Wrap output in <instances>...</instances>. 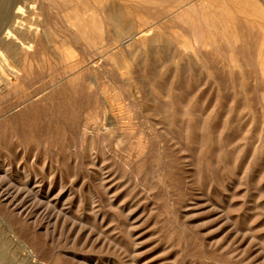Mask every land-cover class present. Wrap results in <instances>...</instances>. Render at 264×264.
I'll return each instance as SVG.
<instances>
[{
    "label": "rangeland",
    "instance_id": "374dc122",
    "mask_svg": "<svg viewBox=\"0 0 264 264\" xmlns=\"http://www.w3.org/2000/svg\"><path fill=\"white\" fill-rule=\"evenodd\" d=\"M103 1L14 0L13 2L12 0L13 5H11L14 7L10 12L12 16L10 15L8 22L6 21L5 24L3 23L4 25L0 26L1 28L5 27L3 32L2 29L0 30V58H2L0 60V84L2 85H0V117H2L0 118V171L7 168L14 180L19 179L15 180L18 184L4 182L5 187L3 184L0 187V192H6L9 189L13 193L15 190L14 194L19 192L20 196L25 197L29 195L28 192L31 189H37L39 186L40 199L48 194L52 196L53 201H57L58 207L62 208L64 204L69 219L78 217L77 219L82 220L81 225L88 222L90 226L87 228L97 235H99V230L106 231L104 229H107L109 231L110 229L109 232L113 236L115 235V238L124 241L122 242L127 253L119 255L101 250L99 242H96L97 235H94V238L86 244L84 237L88 232L84 231L83 236L76 237V233L67 230L63 238L64 246L63 243L61 245L65 252L73 258L75 257V261L81 264L85 262V264H250L248 261H244L245 258L241 250L249 247V253L247 252L246 255L249 257L252 255L250 257L252 259L257 254L256 251L254 252L256 248L249 246L246 240H235L226 215L231 213L230 217L243 222V224L240 223L241 229L252 225L253 229L255 228L254 232L264 235V224H262L264 223V214L262 215L264 191L257 192L259 181L264 180V77L258 69L259 61L264 58V0ZM20 7H24L20 12L21 15L18 13L19 11L17 12ZM92 9L94 10L92 11ZM79 17L80 20H78ZM17 18L20 20L18 19V21ZM19 24L22 25L19 26ZM76 24L78 26L85 24L84 26L90 28L91 40L98 43L97 46H100L98 49L92 48L90 41L81 40L82 38L77 32L79 27ZM92 25L98 27V30L92 29L94 28ZM142 26L145 27L142 28ZM212 26L213 28H211ZM7 30H11L12 35H7ZM142 30L145 31L143 37L139 33ZM49 31H54L57 35H53L54 32L50 33ZM13 34L15 35L13 36ZM194 34L196 35L194 36ZM131 39L132 41H130ZM157 39L161 41H157ZM19 40H22V45ZM5 42L10 43L6 45ZM129 45L131 46L129 47ZM145 46L148 47L146 50ZM182 49L184 52L180 51ZM202 56L203 59L200 58ZM5 60L9 68L4 64ZM10 65L12 69L14 66L13 70ZM232 66L234 67L232 68ZM239 66L243 71L239 69ZM26 74H29L28 77ZM172 79L177 83L175 84ZM7 80L11 81L9 86L4 84ZM21 87L24 88L21 89ZM174 90L176 96L173 95ZM62 92L64 93L62 94ZM170 92L173 96L170 95ZM166 95L169 96L166 97ZM76 96L78 97L76 98ZM166 105L170 107H166ZM137 107L139 108L137 109ZM161 111L162 113H160ZM173 113L174 116L171 115ZM232 116L235 119L233 117L230 120ZM171 118L173 119L171 120ZM173 120L177 121V124L173 125ZM215 122L216 124H214ZM244 122H248L249 125ZM120 124L124 128L121 129ZM208 130L211 134L208 133ZM221 134L223 137H220ZM117 139L118 141H116ZM189 141L193 147L189 145ZM14 144L16 145L14 146ZM12 150L14 151L12 152ZM185 152L186 155H184ZM196 153L198 154L196 155ZM203 153L206 154L203 155ZM240 153L241 155H239ZM138 154L140 155L138 156ZM204 157L205 159H203ZM182 159L184 160L182 161ZM199 162L200 165H198ZM202 163L205 165L203 166ZM207 163L210 164V172L213 175L203 171V167L207 166ZM233 163L236 169L232 168ZM189 164H192V167L188 166ZM242 168H245V171ZM98 177L100 180L102 179L101 182ZM201 178L202 180H200ZM254 181L257 183L255 184ZM14 184H17V187ZM221 185L222 187H220ZM198 189L199 191H196ZM27 200L26 202L30 203ZM258 201H261L262 205ZM71 207L72 209H70ZM259 209L260 211H258ZM260 218L262 219L259 223ZM91 224L95 228L91 227ZM194 230L195 232H192ZM201 239H204L203 242ZM229 241L230 243H228ZM183 246L185 247L183 248ZM13 250L17 252H13ZM7 254L8 256L12 255L9 258L14 264H23V262L33 264L30 262L29 256L14 243L7 250ZM37 255L40 262L50 260V254L47 251L38 250ZM76 258L78 259L76 260ZM20 259L23 260L19 261Z\"/></svg>",
    "mask_w": 264,
    "mask_h": 264
},
{
    "label": "bare ground",
    "instance_id": "6f19581e",
    "mask_svg": "<svg viewBox=\"0 0 264 264\" xmlns=\"http://www.w3.org/2000/svg\"><path fill=\"white\" fill-rule=\"evenodd\" d=\"M48 1V0H47ZM50 1V0H49ZM53 1V0H52ZM76 1V0H75ZM90 1V0H89ZM105 1V0H104ZM103 1V2H104ZM108 1V0H107ZM106 1V2H107ZM13 2H14V0H13ZM12 0H0V26H1V24H5V22L7 21L8 22V20L10 19V15L12 16V14L10 13L11 12V9L12 8H14L12 5ZM58 2H59V0H58ZM92 2H93V0H92ZM95 2H96V0H95ZM51 3V2H50ZM68 3V2H67ZM71 3V2H70ZM91 3V2H90ZM12 4V5H11ZM43 4V3H42ZM46 4V3H45ZM52 4H53V2H52ZM83 4V3H82ZM85 4V3H84ZM93 4V3H92ZM107 4V3H106ZM35 5V4H34ZM59 5V4H58ZM61 5V4H60ZM74 5V4H73ZM30 7V6H29ZM40 7V6H39ZM66 7V6H65ZM87 7V6H86ZM100 7H101V5H100ZM22 8H24V7H22ZM22 8L20 7V8H18V10H17V12L20 14V12L22 11ZM28 8V7H27ZM31 8V7H30ZM35 8V7H34ZM75 8V7H74ZM93 8H94V6H93ZM41 9H42V7H41ZM40 9V10H41ZM86 9V8H85ZM70 10V9H69ZM87 10V9H86ZM94 9H92V11H93ZM95 10H96V7H95ZM107 10V9H106ZM109 10V9H108ZM71 11V10H70ZM80 11V10H79ZM99 12H100V10H98ZM225 11V10H224ZM71 12H73V11H71ZM81 12V11H80ZM110 12V11H109ZM14 13V12H13ZM81 13H83V12H81ZM80 13V14H81ZM87 13V12H86ZM91 13V12H90ZM125 13V12H124ZM224 13V12H223ZM15 14V13H14ZM18 14V15H19ZM72 14V13H71ZM70 14V15H71ZM80 14H79V16H80ZM21 15V14H20ZM37 15V14H36ZM104 15V14H103ZM112 15V14H111ZM111 15H110V17H111ZM225 15V14H224ZM44 16V15H43ZM69 16V15H68ZM78 16V15H77ZM76 16V17H77ZM114 16H116L115 14H114ZM180 16V18H181V15H179ZM19 17V16H18ZM46 17V16H45ZM75 17V16H74ZM91 17V16H90ZM93 17V16H92ZM91 17V18H92ZM96 17V16H95ZM109 17V16H108ZM109 17V18H110ZM116 17H118V16H116ZM13 18V17H12ZM34 18V17H33ZM72 18V17H71ZM105 18V17H104ZM231 18V17H230ZM19 18H17V20H18ZM82 19V18H81ZM102 19H103V16H102ZM108 19V18H107ZM172 19H174L175 20V18H172ZM232 19V18H231ZM20 20V19H19ZM18 20V21H19ZM72 20H74V19H72ZM78 20H80V17H79V19ZM234 20V19H233ZM23 20H21V22H22ZM77 21V20H76ZM91 21V20H90ZM105 21V20H104ZM118 21H120V20H118ZM177 21V20H176ZM11 22V21H10ZM79 22V21H78ZM113 22V21H112ZM23 23V22H22ZM73 23H75V22H73ZM72 23V24H73ZM80 23V22H79ZM85 23V22H84ZM105 24H107L106 22H104ZM231 23V22H230ZM3 24V25H4ZM16 24H17V22H16ZM16 24H14V25H16ZM49 24V23H48ZM69 24H71V23H69ZM71 24V25H72ZM87 24V23H86ZM91 24H92V22H91ZM112 24V23H111ZM229 24V23H228ZM8 25V24H7ZM6 25V26H7ZM20 25H22V24H19V26ZM73 25H75V24H73ZM85 25V24H84ZM83 24H81L80 26H78L77 24H76V26H78L79 28H78V35L82 38L81 40H83V39H85V40H87V41H90V45L92 46V48H97L98 49V46H97V44L95 43V42H92V40H91V31L89 30L90 28H87L86 26H84ZM110 25V24H109ZM262 25V24H261ZM70 26V25H69ZM106 26H108V25H106ZM145 26H147L148 27V25H145ZM145 26H142V28L143 27H145ZM23 27V26H22ZM72 27H74V26H72ZM92 27H94V28H92V29H94L95 31H97L98 30V27H95V25L93 26L92 25ZM129 27V26H128ZM131 27V26H130ZM146 27V28H147ZM230 27V26H229ZM5 28V27H4ZM4 28H1L0 27V30L3 32V30H4ZM76 28V27H75ZM74 28V29H75ZM102 28V27H101ZM116 28V27H115ZM211 28H213V26L211 27ZM224 28V27H223ZM231 28V27H230ZM71 29V28H70ZM105 29V28H104ZM161 29V28H160ZM232 29V28H231ZM235 29V28H234ZM73 30V29H72ZM144 30V29H143ZM141 31V32H139L140 34H142L141 36L143 37V36H145L144 34V32L145 31ZM159 30V29H158ZM157 30V31H158ZM94 31V32H95ZM108 31V30H107ZM126 31V30H125ZM124 31V32H125ZM138 31V30H137ZM154 31V30H153ZM194 31V30H193ZM212 31V30H211ZM50 32V31H49ZM48 32V33H49ZM51 32H54V31H51ZM50 32V33H51ZM92 32H93V30H92ZM103 32H104V30H103ZM109 32V31H108ZM121 32V31H120ZM131 32H133L132 30H131ZM135 32H136V30H135ZM155 32V31H154ZM49 33V34H50ZM74 33H76V32H74ZM73 33V34H74ZM100 33V32H99ZM98 33V34H99ZM153 33V32H152ZM162 33V32H161ZM196 33V32H195ZM30 34V33H29ZM53 35L54 34H56L55 32L54 33H52ZM110 34V33H109ZM129 34H130V32H129ZM136 34V33H135ZM150 34V33H149ZM163 34V33H162ZM161 34V35H162ZM165 34V33H164ZM178 34H180V33H178ZM198 34V33H197ZM217 34H218V32H217ZM1 35V34H0ZM7 35H12V32H11V30H7ZM15 34H13V36H14ZM17 35V34H16ZM57 35V34H56ZM105 35V34H104ZM107 35H108V33H107ZM122 35V34H121ZM161 35H159V36H161ZM196 34H194V36H195ZM236 35V34H235ZM19 36H20V34H19ZM118 36V35H117ZM127 36V35H126ZM132 37H133V35H131ZM147 36V35H146ZM156 36L158 37V35L156 34ZM172 36V35H171ZM182 36V35H181ZM193 36V35H192ZM199 36H200V34H199ZM202 36V35H201ZM207 36V35H206ZM238 36V35H237ZM34 37V36H33ZM48 37V36H47ZM47 37H45V38H47ZM51 37H53V36H51ZM65 37V36H64ZM74 37V36H73ZM140 37V36H139ZM161 37H163V36H161ZM160 37V38H161ZM173 37H174V35H173ZM225 37V36H224ZM227 37V36H226ZM17 38V37H16ZM121 38V37H120ZM125 38V37H124ZM137 38V37H136ZM153 38H155V37H153ZM178 38V37H177ZM184 38V37H183ZM208 38V37H207ZM215 38V37H214ZM11 39V38H10ZM18 39V38H17ZM30 39H32V38H30ZM36 39V38H35ZM40 39H41V37H40ZM53 39H55V38H53ZM66 40L68 39V38H65ZM80 39V38H79ZM130 39V38H129ZM140 39H142V38H140ZM165 39V38H164ZM184 39H187V38H184ZM205 39V38H204ZM211 39V38H210ZM238 39V38H237ZM3 40H6V39H3ZM22 40H23V38H22ZM22 40H19L20 41V43H21V41ZM48 40V39H47ZM94 40V39H93ZM108 40V39H107ZM122 40H123V38H122ZM163 40V39H162ZM200 40V39H199ZM218 40V39H217ZM223 40V39H222ZM221 40V41H222ZM12 41V40H11ZM10 41V42H11ZM14 41V40H13ZM31 41V40H30ZM30 41H29V46H30ZM76 41V40H75ZM79 41V40H78ZM77 41V42H78ZM104 41V40H103ZM120 41V40H119ZM130 41H132V39L130 40ZM130 41H128V42H130ZM141 41H144V40H141ZM153 41V40H152ZM157 41H161V40H158L157 39ZM202 41V40H201ZM207 41H209V40H207ZM231 41V40H230ZM241 41V40H240ZM10 42H5L6 43V45L8 44V43H10ZM80 42V41H79ZM97 42V41H96ZM124 42V41H123ZM127 42V43H128ZM165 42V41H164ZM171 42V41H170ZM192 42V41H191ZM206 42V41H205ZM232 42V41H231ZM248 42V41H247ZM3 43V42H2ZM25 43V42H24ZM33 43V42H32ZM35 43V42H34ZM81 43V42H80ZM111 43V42H110ZM109 43V44H110ZM114 43V42H113ZM112 43V44H113ZM124 43H126V42H124ZM150 43H151V40H150ZM155 43H157V42H155ZM154 43V44H155ZM159 43V42H158ZM192 43H194V42H192ZM192 43H190V44H192ZM199 43V42H198ZM229 43V42H228ZM4 44V43H3ZM23 43H21V45H22ZM36 44V43H35ZM83 44H84V42H83ZM108 44V46H110ZM117 44V43H116ZM179 44V43H178ZM183 44H184V41H183ZM189 44V43H188ZM14 45V44H13ZM102 45V44H101ZM114 45V44H113ZM143 45V44H142ZM156 45V44H155ZM159 45V44H158ZM201 45V44H200ZM203 45V44H202ZM208 45V44H207ZM218 45V44H217ZM9 46H11V45H9ZM24 46V45H23ZM28 46V48H30ZM34 46V45H33ZM36 46L38 47V45L36 44ZM87 46V45H86ZM131 45H129V47H130ZM169 46V45H168ZM173 46V45H172ZM180 46H181V43H180ZM185 46H186V44H185ZM191 46V45H190ZM193 46V45H192ZM196 46V45H195ZM204 46V45H203ZM216 46V45H215ZM22 47V46H21ZM21 47H19V48H21ZM100 47V46H99ZM106 47V46H105ZM146 47L147 46H145V50H146ZM158 47V46H157ZM178 47V46H177ZM187 47H189L188 45H187ZM197 47V46H196ZM200 47V46H199ZM207 47H209V46H207ZM217 47V46H216ZM232 47V46H231ZM0 48H1V46H0ZM3 48V47H2ZM10 48V47H9ZM18 48V47H17ZM18 48V49H19ZM55 48H57V47H55ZM132 48H134V47H132ZM148 48V47H147ZM167 48V47H166ZM173 48V47H172ZM192 48V47H191ZM190 48V49H191ZM4 49V48H3ZM14 49V48H13ZM110 49H111V47H110ZM168 49V48H167ZM224 49V48H223ZM233 49V48H232ZM17 50V49H16ZM62 50H63V48H62ZM105 50V49H104ZM143 50V49H142ZM218 50V49H217ZM9 51V50H8ZM12 51V50H11ZM25 51V50H24ZM64 51V50H63ZM171 51V50H170ZM180 51H183V49L182 50H180ZM197 51V50H196ZM26 52V51H25ZM24 52V53H25ZM169 52V51H168ZM184 52V51H183ZM186 52V51H185ZM190 52V51H189ZM193 52V51H192ZM204 52V51H203ZM216 52V51H215ZM222 53H223V50L221 51ZM171 53H173V52H171ZM170 53V54H171ZM194 53V52H193ZM199 53V52H198ZM207 53H209V51H207ZM7 54H8V52H7ZM94 54V53H93ZM97 55H98V53H96ZM123 54V53H122ZM129 54V53H128ZM195 54V53H194ZM57 55V54H56ZM55 55V56H56ZM65 55V54H64ZM199 55V54H198ZM206 55V54H205ZM118 56V55H117ZM176 56V55H175ZM175 56H174V58H175ZM10 57V56H9ZM31 57V56H30ZM73 57V56H72ZM88 57V56H87ZM101 57V56H100ZM124 57V56H123ZM171 57V56H170ZM218 57V56H217ZM226 57V56H225ZM63 58V57H62ZM102 58V57H101ZM111 58V57H110ZM173 58V59H174ZM200 58H202L203 59V56L202 57H200ZM211 58V57H210ZM242 58V57H241ZM2 58H0V60H1ZM17 59V58H16ZM15 59V60H16ZM59 59H60V57H59ZM85 59V58H84ZM115 59V58H114ZM187 59V58H186ZM194 59H195V56H194ZM236 59V58H235ZM243 59V58H242ZM107 60H109V59H107ZM119 60V59H118ZM120 60H122V59H120ZM211 60H213V59H211ZM237 60V59H236ZM240 60V59H239ZM244 60V59H243ZM10 61V60H9ZM8 61V62H9ZM14 60L12 59V62H13ZM124 61V60H123ZM235 61V60H234ZM1 62H4V61H1ZM11 62V61H10ZM22 62V61H21ZM114 62V61H113ZM210 62V61H209ZM224 62V61H223ZM236 62V61H235ZM238 62V61H237ZM244 62V61H243ZM14 63V62H13ZM18 64L20 63V61L19 62H17ZM59 63V62H58ZM83 63H85V62H83ZM123 63V62H122ZM4 64L9 68V66H8V64L6 63V60H5V62H4ZM61 64V63H60ZM63 64H65V63H63ZM78 64V63H77ZM124 64V63H123ZM127 64V63H126ZM126 64H125V66H126ZM142 64V63H141ZM232 64H234V63H232ZM246 64V63H245ZM66 65V64H65ZM69 65V64H68ZM71 65V64H70ZM69 65V66H70ZM73 66H74V64H72ZM223 65V64H222ZM239 65V64H238ZM248 65V64H247ZM4 66V65H3ZM33 66V65H32ZM64 66V65H63ZM62 66V67H63ZM75 66H76V64H75ZM80 66V65H79ZM79 66H77V67H79ZM129 66V65H128ZM131 66V65H130ZM228 66H230L229 64H228ZM257 66V65H256ZM61 67V66H60ZM215 67V66H214ZM225 67V66H224ZM234 66H232V68H233ZM237 67V66H236ZM7 68V69H8ZM10 68H11V65H10ZM17 68H18V66H17ZM26 68H27V66H26ZM71 68V67H70ZM69 68V69H70ZM80 68H81V66H80ZM83 68V67H82ZM134 68V67H133ZM206 68V67H205ZM12 69V68H11ZM13 69H14V66H13ZM12 69V70H13ZM28 69V68H27ZM121 69H123V68H121ZM225 69V68H224ZM231 69V68H230ZM229 69V70H230ZM239 69H240V66H239ZM258 69H259V72L262 74V76L264 77V58H263V60H261V61H259V63H258ZM11 70V71H12ZM23 70V69H22ZM79 70H81V69H79ZM125 70V69H124ZM227 70V69H226ZM232 70V69H231ZM240 70H242V68L240 69ZM253 70H256V69H253ZM5 71V70H4ZM10 71V72H11ZM17 71H19V70H17ZM90 71V70H89ZM208 71V70H207ZM243 71V70H242ZM22 72V71H21ZM25 72V71H24ZM28 72V71H27ZM71 72V71H70ZM77 72V71H76ZM142 72V71H141ZM226 72V71H225ZM29 73V72H28ZM64 73H65V71H64ZM67 73V72H66ZM148 73V72H147ZM74 74V76L76 75L75 74V72L73 73ZM212 74V73H211ZM13 75V74H12ZM22 75H23V73H22ZM27 75V74H26ZM25 75V76H26ZM29 75V74H28ZM28 75H27V77H28ZM257 75V74H256ZM255 75V76H256ZM3 76V75H2ZM15 76V75H14ZM16 76H17V74H16ZM258 76V75H257ZM11 77V76H10ZM18 77V76H17ZM23 77V76H22ZM82 77V79H83V76H81ZM130 77V76H129ZM148 77V76H147ZM251 77H253V76H251ZM250 77V78H251ZM1 78V77H0ZM7 78V77H6ZM19 78V77H18ZM152 78V77H151ZM13 79H15V78H13ZM24 79V78H23ZM132 79V78H131ZM177 79V78H176ZM253 79V78H252ZM258 79V78H257ZM9 80V79H8ZM8 80L7 81H5L4 82V84L6 85V86H9L10 85V82H8ZM19 80V79H18ZM17 80V81H18ZM27 80V79H26ZM133 80V79H132ZM159 80V79H158ZM173 80V82L176 84L177 82H175L174 81V79H172ZM259 80V79H258ZM60 81V80H59ZM78 81V80H77ZM80 81V80H79ZM78 81V82H79ZM82 81V80H81ZM27 82H28V80H27ZM68 82V81H67ZM78 82H76L75 81V83H77V84H80V83H78ZM15 83H17V82H15ZM14 83V84H15ZM70 83H72L71 81H70ZM251 83H253V82H251ZM256 83V82H255ZM255 83H254V86H255ZM74 84V83H73ZM131 84H132V81H131ZM1 85V84H0ZM18 85H19V82H18ZM21 85H22V83H21ZM52 85H54V84H52ZM88 85V84H87ZM2 86V85H1ZM12 86H13V84H12ZM65 86H66V84H65ZM68 86V85H67ZM81 86V85H80ZM89 86V85H88ZM91 86V85H90ZM169 86V85H168ZM240 86H241V84H240ZM242 86H243V83H242ZM262 86H263V84H262ZM55 87V86H54ZM77 87V86H76ZM174 87V86H173ZM176 87V86H175ZM22 88H24V87H21V89ZM60 88V87H59ZM65 88V87H64ZM73 88V87H72ZM81 88V87H80ZM153 88V87H152ZM151 88V89H152ZM258 88H260V87H258ZM3 89V88H2ZM5 89V88H4ZM7 89V88H6ZM167 89H168V87H167ZM8 90V89H7ZM70 90V89H69ZM81 90V89H80ZM93 90H94V88H93ZM103 90V89H102ZM105 90H106V88H105ZM153 90V89H152ZM164 90V89H163ZM15 91V90H14ZM18 91H20L21 92V90L20 89H18ZM58 92H59V90H57ZM88 91V90H87ZM95 91L96 92H98L96 89H95ZM135 91V90H134ZM167 91V90H166ZM258 91V90H257ZM10 92V91H9ZM65 92V91H64ZM64 92H62V94L64 93ZM84 92V91H83ZM102 92V91H101ZM107 92H109V91H107ZM150 92V91H149ZM163 92H165V91H163ZM22 93V92H21ZM66 93V92H65ZM71 93V92H70ZM78 93V92H77ZM82 93V92H81ZM86 94H87V92H85ZM92 93V92H91ZM90 93V94H91ZM139 93V92H138ZM162 93V92H161ZM173 93V92H172ZM7 94V93H6ZM11 94V93H10ZM15 94V93H14ZM20 94V93H19ZM53 94V93H52ZM58 94V93H57ZM61 94V95H62ZM73 94V93H72ZM71 94V95H72ZM83 94V93H82ZM110 94V93H109ZM109 94H106V95H109ZM141 94V93H140ZM163 94V93H162ZM175 94V90H174V93H173V95ZM9 95V94H8ZM17 95V94H16ZM51 95V94H50ZM55 95V94H54ZM89 95V94H88ZM97 95V94H96ZM121 95V94H120ZM164 95V94H163ZM170 95H171V92H170ZM173 95H171V96H173ZM18 96V95H17ZM46 96V95H45ZM53 96V95H52ZM60 96V95H59ZM65 96V95H64ZM73 96V95H72ZM91 96V95H90ZM111 96V95H110ZM109 96V97H110ZM130 96V95H129ZM149 96V95H148ZM151 96V95H150ZM154 96L156 97V95L154 94ZM159 96H160V94H159ZM167 96H169V95H166V97ZM174 96H176V94L174 95ZM260 96V95H259ZM262 96V95H261ZM5 97V96H4ZM21 97V96H20ZM23 97V96H22ZM24 97H25V95H24ZM67 97V96H66ZM78 96H76V98H77ZM97 97V96H96ZM99 97V96H98ZM97 97V98H98ZM114 97V96H113ZM122 97V96H121ZM139 97H140V95H139ZM2 98V97H1ZM68 98H69V95H68ZM71 98V97H70ZM80 98V97H79ZM95 98V97H94ZM96 98V99H97ZM137 98V97H136ZM174 98H177V97H174ZM247 98V97H246ZM262 98V97H261ZM3 99V98H2ZM23 99V98H22ZM30 99V98H29ZM54 99V98H53ZM58 99V98H57ZM83 99H84V97H83ZM123 99V98H122ZM140 99V98H139ZM170 99V98H169ZM199 99V98H198ZM75 100V99H74ZM127 100V99H126ZM155 100V99H154ZM153 100V101H154ZM176 100V99H175ZM174 100V101H175ZM1 101V100H0ZM100 101V100H99ZM157 101V100H156ZM159 101H160V99H159ZM162 101V103H163V100H161ZM257 101V100H256ZM30 102H32V101H30ZM95 102V101H94ZM125 102V101H124ZM142 102V101H141ZM166 102H168L167 100H166ZM172 102H173V100H172ZM171 102V103H172ZM183 102V101H182ZM181 102V103H182ZM259 102V101H258ZM77 103H78V100H77ZM99 103V102H98ZM122 103V102H121ZM133 103V102H132ZM143 103V102H142ZM95 104V103H94ZM129 104V103H128ZM138 104V103H137ZM147 104V103H146ZM157 104H159V103H157ZM172 104H174V103H172ZM195 104V103H194ZM197 104V103H196ZM71 105V104H70ZM77 105V104H76ZM83 105V104H82ZM130 105V104H129ZM128 105V106H129ZM160 105H161V103H160ZM174 105H176V104H174ZM178 105V104H177ZM99 106V105H98ZM106 106V105H105ZM115 106H117L116 104H115ZM132 106V105H131ZM141 106V105H140ZM157 106V105H156ZM109 107V106H108ZM166 107H170V106H168V105H166ZM184 107V106H183ZM193 107V106H192ZM195 107V106H194ZM193 107V108H194ZM99 108V107H98ZM116 108V107H115ZM121 108V107H120ZM123 108H125V107H123ZM133 108H134V105H133ZM139 107H137V109H138ZM143 108V107H142ZM151 108V107H150ZM155 108V107H154ZM218 108V107H217ZM262 108V107H261ZM110 109V108H109ZM117 109V108H116ZM147 109V108H146ZM156 110L158 109V108H155ZM230 109H232V108H230ZM235 109V108H234ZM237 109V108H236ZM22 110H23V108H22ZM97 110V109H96ZM155 110V111H156ZM172 110V109H171ZM175 110V109H174ZM178 110V109H177ZM185 110V109H184ZM255 110V109H254ZM261 110V109H260ZM105 111H106V109H105ZM112 111V110H111ZM115 111V110H114ZM117 111V110H116ZM119 111H121V110H119ZM126 111V110H125ZM124 111V112H125ZM132 111V110H131ZM151 111V110H150ZM157 111H159V110H157ZM190 111V110H189ZM234 111V110H233ZM23 112H24V110H23ZM100 112H102V111H100ZM133 112V111H132ZM143 112V111H142ZM147 112V111H146ZM172 112V111H171ZM174 112V111H173ZM177 112H179V111H177ZM193 112H195V111H193ZM200 112H202V111H200ZM220 112V111H219ZM221 112H222V110H221ZM221 112H220V115H221ZM7 113H9V112H7ZM107 113V112H106ZM105 113V114H106ZM121 113V112H120ZM136 113V112H135ZM144 113V112H143ZM159 113V112H158ZM160 113H162V111L160 112ZM169 113V112H168ZM181 113V112H180ZM190 113V112H189ZM260 113H261V111H260ZM5 114V113H4ZM25 114V113H24ZM95 114V113H94ZM97 114V113H96ZM113 114V113H112ZM117 114V113H116ZM126 114H127V112H126ZM140 114V113H139ZM170 114V113H169ZM185 114V113H184ZM184 114H183V116H184ZM194 114V113H193ZM237 114V113H236ZM98 115H99V113H98ZM108 115V114H107ZM122 115H123V113H122ZM156 115V114H155ZM171 115H175L174 113L173 114H171ZM171 115H168V116H171ZM196 115V114H195ZM197 115H199V114H197ZM213 115V114H212ZM27 116V115H26ZM106 116V115H105ZM164 116V115H163ZM179 116V115H178ZM207 116V115H206ZM214 116V115H213ZM260 116V115H259ZM92 117V116H91ZM111 117V116H110ZM114 117V116H113ZM117 117H118V115H117ZM134 117H136V116H134ZM159 117V116H158ZM180 117V116H179ZM189 117V116H188ZM205 117V116H204ZM225 117V116H224ZM233 117L234 116H232V118H230V120H232L233 119ZM0 118H2V117H0ZM89 118V117H88ZM108 118V117H107ZM115 118V117H114ZM122 118V117H121ZM161 118V117H160ZM163 118V117H162ZM168 118H170V117H168ZM175 118V117H174ZM195 118H197V117H195ZM203 118V117H202ZM207 118H209V117H207ZM207 118H206V120H207ZM214 118V117H213ZM253 118H255V117H253ZM15 119V118H14ZM113 119V118H112ZM119 119V118H118ZM126 119V118H125ZM151 119V118H150ZM153 119H154V117H153ZM173 118H171V120H172ZM177 119V118H176ZM188 119V118H187ZM234 119H235V117H234ZM262 119V118H261ZM86 120V119H85ZM88 120V119H87ZM103 120H104V118H103ZM108 120H111V119H108ZM132 120H134L133 118H132ZM158 120H159V118H158ZM165 120V119H164ZM183 120V119H182ZM197 120V119H196ZM216 120V119H215ZM226 120V119H225ZM229 120V121H230ZM260 120V119H259ZM21 121V120H20ZM128 121V120H127ZM174 121V120H173ZM188 121V120H187ZM203 121V120H202ZM201 121V122H202ZM218 121H219V119H218ZM11 122V121H10ZM24 122V121H23ZM22 122V123H23ZM106 122V121H105ZM160 122V121H159ZM171 122V121H170ZM169 122V123H170ZM219 122H221V121H219ZM249 124H250V119H249ZM248 122H244V123H247L248 124ZM262 122V121H261ZM30 123V122H29ZM85 123V122H84ZM90 123V122H89ZM129 124H130V122H128ZM174 123H176L177 124V121H174L173 122V125H174ZM198 123V122H197ZM230 123H231V121H230ZM234 123H236V122H234ZM1 124V123H0ZM10 125H11V123H9ZM94 124V123H93ZM184 124V123H183ZM211 125H212V123H210ZM214 124H216V122L214 123ZM233 124V123H232ZM248 124V125H249ZM17 125V124H16ZM21 125V124H20ZM82 125V124H81ZM85 125H87V124H85ZM100 125V124H99ZM121 125V124H120ZM126 125V124H125ZM124 125V126H125ZM132 125V124H131ZM180 125V124H179ZM189 125H190V123L187 125V129L189 128ZM202 125V124H201ZM231 125V124H230ZM98 126V125H97ZM200 126V125H199ZM242 126V125H241ZM86 127V126H85ZM127 127V126H126ZM174 127V126H173ZM186 127V126H185ZM230 127V126H229ZM8 128V127H7ZM13 128V127H12ZM97 128V127H96ZM122 128H124V127H122V125H121V129ZM162 128V127H161ZM183 128H184V126H183ZM205 128V127H204ZM204 128H202V130H205ZM212 128V127H211ZM216 128H217V126H216ZM228 128V127H227ZM240 128V127H239ZM11 129V128H10ZM81 129V128H80ZM79 129V130H80ZM209 129V128H208ZM218 129V128H217ZM221 129V128H220ZM4 130V129H3ZM21 130V129H20ZM85 130V129H84ZM128 130V129H127ZM131 130V129H130ZM186 130V129H185ZM13 131V130H12ZM106 131V130H105ZM217 131H219V130H217ZM256 131V130H255ZM28 132V131H27ZM83 132V131H82ZM88 132V131H87ZM193 132V131H192ZM251 132H252V130H251ZM259 132V131H258ZM9 133V132H8ZM12 133V132H11ZM98 133V132H97ZM100 133V132H99ZM107 133V132H106ZM121 133V132H120ZM184 133V132H183ZM200 133V132H199ZM208 133L209 134H211L210 132H209V130H208ZM239 133V132H238ZM238 133H236V134H238ZM14 134V133H13ZM15 134H17V133H15ZM108 134V133H107ZM111 134V133H110ZM219 134V133H218ZM227 134V133H226ZM225 134V135H226ZM232 134V133H231ZM1 135V134H0ZM29 135V134H28ZM97 135V134H96ZM179 135V134H178ZM201 135V134H200ZM252 135H253V133H252ZM252 135H251V139L253 138L252 137ZM264 135V134H263ZM14 136H16V135H14ZM19 136V135H18ZM83 136V135H82ZM105 136V135H104ZM107 136V135H106ZM110 136V135H109ZM147 136V135H146ZM186 136V135H185ZM205 136H209V135H205ZM211 136V135H210ZM233 136V135H232ZM239 136V135H238ZM262 136V135H261ZM5 137V136H4ZM142 137V136H141ZM220 137H223V134H221L220 135ZM228 137V136H227ZM235 137V136H234ZM236 137H237V135H236ZM256 137V136H255ZM263 137V136H262ZM15 138V137H14ZM13 138V139H14ZM84 138V137H83ZM86 138V137H85ZM107 139H108V137H106ZM143 139H144V137H142ZM147 138V137H146ZM201 138V137H200ZM210 138V137H209ZM217 138V137H216ZM111 139V138H110ZM148 139V138H147ZM184 139V138H183ZM190 139V138H189ZM218 139V138H217ZM140 140V139H139ZM168 140V139H167ZM213 139H211V141H212ZM221 140V139H220ZM231 140V139H230ZM234 140V139H233ZM236 140H238V139H236ZM243 140V139H242ZM253 140V139H252ZM14 141V140H13ZM17 141H18V138H17ZM28 141V140H27ZM101 141V140H100ZM112 141V140H111ZM116 141H118V139L116 140ZM146 141H148V140H146ZM185 141V140H184ZM183 141V142H184ZM218 141V140H217ZM222 141V140H221ZM228 141V140H227ZM235 141V140H234ZM233 141V142H234ZM258 141V140H257ZM19 142V141H18ZM32 142V141H31ZM106 142V141H105ZM145 142V141H144ZM213 142V141H212ZM4 143V142H3ZM14 143H15V141H14ZM45 143V142H44ZM115 144H116V142H114ZM113 143V144H114ZM139 143V142H138ZM142 143V142H141ZM211 143V142H210ZM218 143H219V141H218ZM217 143V144H218ZM35 144V143H34ZM146 144V143H145ZM144 144V145H145ZM195 144V143H194ZM221 144V143H220ZM243 144V143H242ZM255 144H256V142H255ZM255 144H254V146H255ZM9 145V144H8ZM16 144H14V146H15ZM42 145V144H41ZM40 145V146H41ZM56 145V144H55ZM140 145V144H139ZM147 145H149V144H147ZM181 145V144H180ZM189 145L190 146H192L191 145V143H190V141H189ZM199 145V144H198ZM203 145V144H202ZM205 145V144H204ZM11 146V145H10ZM9 146V147H10ZM58 146V145H57ZM151 146V145H150ZM177 146V145H176ZM208 146H210L209 144H208ZM211 146H213V144H211ZM219 146V145H218ZM28 147V146H27ZM33 147V146H32ZM193 147V146H192ZM191 147V148H192ZM200 147V146H199ZM203 147V146H202ZM201 147V148H202ZM226 147V146H225ZM236 147H238V146H236ZM17 148H18V146H17ZM22 148V147H21ZM34 148H35V146H34ZM45 148V147H44ZM46 148H48V147H46ZM136 148V147H135ZM140 148H142V147H140ZM147 148V147H146ZM149 148V147H148ZM181 148H182V145H181ZM189 148V147H188ZM219 148V147H218ZM222 148V147H221ZM7 149V148H6ZM19 149H20V147H19ZM30 149H31V147H30ZM40 149V148H39ZM60 149V148H59ZM89 149V148H88ZM152 149V148H151ZM194 149V148H193ZM192 149V150H193ZM204 149H205V147H204ZM8 150V149H7ZM32 150V149H31ZM36 150H37V148H36ZM44 150V149H43ZM61 150V149H60ZM142 150V149H141ZM140 150V152H142ZM153 150V149H152ZM151 150V151H152ZM171 150V149H170ZM172 150H173V148H172ZM175 150V149H174ZM182 150V149H181ZM184 150H186V149H184ZM189 150V149H188ZM200 150V149H199ZM217 150V149H216ZM233 150V149H232ZM240 150V149H239ZM3 151V150H2ZM14 150H12V152H13ZM136 151V150H135ZM150 151V150H149ZM177 151V150H176ZM198 151V150H197ZM219 151V150H218ZM236 151V150H235ZM255 151H257V150H255ZM15 152H16V150H15ZM19 152V151H18ZM138 152V151H137ZM153 152V151H152ZM173 152V151H172ZM179 152V151H178ZM204 152V151H203ZM216 152V151H215ZM225 152V151H224ZM11 153V152H10ZM53 153V152H52ZM139 153V152H138ZM188 153V152H187ZM202 153V152H201ZM7 154H8V152H7ZM54 154V153H53ZM144 154H145V152H144ZM198 153H196V155H197ZM206 154V153H205ZM204 153H203V155H205ZM221 154V153H220ZM1 155V154H0ZM18 155V154H17ZM140 154H138V156H139ZM154 156H155V154H153ZM179 155H180V153H179ZM178 155V156H179ZM184 155H186V152H185V154ZM233 155H234V152H233ZM239 155H241V153L239 154ZM248 155V154H247ZM250 155V154H249ZM142 156V155H141ZM157 156V155H156ZM159 156V155H158ZM161 156V155H160ZM188 157H189V155H187ZM217 156V155H216ZM215 156V157H216ZM235 156V155H234ZM252 156V155H251ZM14 157V156H13ZM16 157V156H15ZM181 157V156H180ZM185 157V156H184ZM196 157V156H195ZM207 157H208V155H207ZM206 157V158H207ZM219 157H222V156H219ZM249 157V156H248ZM3 158V157H2ZM147 158V157H146ZM171 158V157H170ZM191 158V157H190ZM200 158V157H199ZM234 158V157H233ZM15 159V158H14ZM18 159V158H17ZM20 159V158H19ZM96 159V158H95ZM154 159V158H153ZM169 159V158H168ZM192 159V158H191ZM203 159H205V157L203 158ZM217 159V158H216ZM246 159V158H245ZM50 160V159H49ZM139 160V159H138ZM141 160V159H140ZM146 160H148V158L146 159ZM165 160V159H164ZM184 159H182V161H183ZM195 160V159H194ZM1 161V160H0ZM10 161V160H9ZM160 161V160H159ZM192 161V160H191ZM199 161H200V159H199ZM205 161V160H204ZM230 161H232V160H230ZM229 161V162H230ZM237 161V160H236ZM7 162V161H6ZM5 162V163H6ZM57 162V161H56ZM106 162V161H105ZM145 162V161H144ZM166 162V161H165ZM164 162V163H165ZM170 162V161H169ZM180 162V161H179ZM187 162H188V160H187ZM246 162V161H245ZM247 162H248V160H247ZM246 162V163H247ZM253 162V161H252ZM1 163V162H0ZM18 163V162H17ZM91 163V162H90ZM95 163V162H94ZM98 163H100V162H98ZM104 163V162H103ZM163 163V162H162ZM191 163V162H190ZM93 164V163H92ZM150 164V163H149ZM151 164H152V162H151ZM159 164V163H158ZM166 164V163H165ZM232 164V163H231ZM237 164V163H236ZM235 164V165H236ZM245 164V163H244ZM262 164V163H261ZM13 165V164H12ZM11 165V166H12ZM96 165V164H95ZM192 165V164H191ZM190 164L188 165V166H191ZM198 165H200V162H199V164ZM202 165H203V163H202ZM205 165V164H204ZM203 165V166H204ZM216 165H217V163H216ZM216 165H215V167H216ZM218 165H220V164H218ZM230 165V164H229ZM247 165V164H246ZM1 166H3V165H1ZM10 166V167H11ZM18 166H19V164H18ZM17 166V167H18ZM104 166V165H103ZM145 166V165H144ZM152 166V165H151ZM158 166V165H157ZM194 166V165H193ZM212 166V165H211ZM224 166V165H223ZM232 166V165H231ZM259 166V165H258ZM4 167H5V165H4ZM9 167V168H10ZM110 167V166H109ZM165 167H166V165H165ZM192 167V166H191ZM190 167V168H191ZM234 167V163H233V166H232V168ZM263 167V166H262ZM1 168V167H0ZM12 168V167H11ZM19 168V167H18ZM189 168V169H190ZM195 168V167H194ZM197 168V167H196ZM204 168V170L203 171H205V172H210L211 171V169H210V164H208L207 163V166H205V167H203ZM203 168H201V169H203ZM235 169H236V167H234ZM17 169V168H16ZM53 169H54V167H53ZM148 169V168H147ZM200 169V168H199ZM217 169V168H216ZM243 169V168H242ZM245 169V168H244ZM243 169V171H245ZM252 169V168H251ZM100 170H101V168H100ZM104 170H106V169H104ZM134 170V169H133ZM150 170V169H149ZM185 170V169H184ZM187 170V169H186ZM194 170V169H193ZM250 170V169H249ZM103 171V170H102ZM108 171V170H107ZM162 171H164V169L162 168ZM201 171V170H200ZM203 171H202V173H203ZM218 171V170H217ZM237 171V170H236ZM258 171V170H257ZM10 171H9V169H2L1 171H0V187L4 184V182H6V181H8L9 183L10 182H12V183H17L18 184V182L17 181H15L11 176V174L9 173ZM25 172V171H24ZM23 172V173H24ZM115 172V171H114ZM152 172V171H151ZM220 173H221V170L219 171ZM250 172V171H249ZM15 173V172H14ZM200 173V172H199ZM198 173V174H199ZM201 173V174H202ZM211 173V172H210ZM254 173V172H253ZM258 173V172H257ZM22 174V173H21ZM101 174V173H100ZM154 174V173H153ZM190 174H192V173H190ZM200 174V175H201ZM212 175H213V173H211ZM230 174V173H229ZM228 175V174H227ZM226 175V176H227ZM261 175V174H260ZM108 176V175H107ZM240 176V175H239ZM242 176V175H241ZM39 177V176H38ZM197 177H199V176H197ZM202 178H203V176H201ZM228 177V176H227ZM99 178V177H98ZM106 177H104V179H105ZM134 178V177H133ZM164 178V177H163ZM188 178H189V176H188ZM202 178L200 179V180H202ZM213 178H214V176H213ZM236 178H238V177H236ZM255 178V177H254ZM19 179V178H18ZM17 179V180H18ZM32 179V178H31ZM36 179V178H35ZM118 179V178H117ZM192 179V178H191ZM190 179V180H191ZM197 179V178H196ZM199 179V178H198ZM215 179V178H214ZM33 180V179H32ZM99 180H100V178H99ZM102 180V179H101ZM101 180H100V182H101ZM106 180V179H105ZM186 180V179H185ZM187 180H189V179H187ZM207 180H208V176H207ZM211 180V179H210ZM209 180V182H211ZM217 180V179H216ZM220 180H222V179H220ZM242 180V179H241ZM249 180V179H248ZM27 181V180H26ZM25 181V182H26ZM29 182H30V180H28ZM35 181V180H34ZM163 181V180H162ZM198 181V180H197ZM103 182V181H102ZM208 182V183H209ZM215 182V181H214ZM217 182H219L218 180H217ZM216 182V183H217ZM222 182H223V180H222ZM245 182V181H244ZM255 182V181H254ZM253 182V183H254ZM20 183V182H19ZM36 183V182H35ZM34 183V184H35ZM126 183V182H125ZM187 183V182H186ZM199 183V182H198ZM211 183H213V182H211ZM236 183V182H235ZM250 183H251V181H250ZM257 183V181L255 182V184ZM17 184H14L15 186L17 185ZM21 184V183H20ZM19 184V185H20ZM27 184V183H26ZM42 184V183H41ZM103 184V183H102ZM111 184V183H110ZM219 184V183H218ZM240 184V183H239ZM248 184V183H247ZM7 185V184H6ZM10 185V184H9ZM13 185V186H14ZM22 185V184H21ZM138 185V184H137ZM154 185V184H153ZM220 185V184H219ZM235 185V184H234ZM244 185V184H243ZM253 185V184H252ZM251 185V186H252ZM258 185V184H257ZM40 186H42V185H40ZM53 186V185H52ZM189 186H192V185H189ZM199 186V185H198ZM225 186V185H224ZM239 186V185H238ZM4 187H5V184H4ZM17 187V186H16ZM20 187V186H19ZM35 187V186H34ZM33 187V188H34ZM136 187V186H135ZM138 187V186H137ZM136 187V188H137ZM220 187H222V185L220 186ZM235 187V186H234ZM241 187V186H240ZM8 188V187H7ZM44 188V187H43ZM42 188V189H43ZM120 188V187H119ZM200 188V187H199ZM252 188V187H251ZM253 188H254V186H253ZM10 189H11V187H10ZM13 189H14V187H13ZM192 189V188H191ZM12 190V189H11ZM24 190V189H23ZM25 190H27V189H25ZM59 190V189H58ZM88 190V189H87ZM141 190V189H140ZM139 190V191H140ZM149 190V189H148ZM193 190V189H192ZM207 190V189H206ZM212 190V189H211ZM226 190V189H225ZM1 191V190H0ZM15 191V190H14ZM14 191H13V193L12 192H10V190L8 189V190H6V192H0V264H14L12 261H11V259L9 258V257H12V255L11 256H8V254H7V250L8 249H10V247H11V245H12V243H14L18 248H20L21 250H23L28 256H29V260H31L30 262H32L33 264H81V263H79V262H77V261H75V257L73 258V257H71L67 252H65V250L63 249V247H62V243L64 242L63 241V238H64V235H65V233H66V231L67 230H69V232H74V233H76V237H80L81 235H82V233L84 232V231H86V232H88V234L86 235V237H84V238H86V244H87V242L90 240V239H92V238H94L93 236L94 235H97V234H95L92 230H89L87 227H89L90 225H89V223L87 222V223H85L84 225H81L80 224V222L82 221V220H79V219H75V218H73V219H69L68 218V216H67V211L64 209V204L62 205V208H60V207H58L56 204V202L57 201H55V203H54V201L51 199V197L52 196H50V195H48V194H45V196L43 197V199H40V194H41V190L39 189V186H38V188L36 189H31L30 190V192H28V194L29 195H27V196H25V197H23V196H20V193L19 192H15L16 194H14ZM22 191V190H21ZM20 191V192H21ZM153 191V190H152ZM151 191V192H152ZM161 191V190H160ZM196 191H199V189L198 190H196ZM209 191V190H208ZM214 191V190H213ZM236 191V190H235ZM257 191V190H256ZM264 191V180H260L259 181V187H258V193H261V192H263ZM89 192V191H88ZM140 192H142V191H140ZM151 192H149V193H151ZM228 192V191H227ZM22 193V192H21ZM58 193V192H57ZM90 193V192H89ZM161 193V192H160ZM193 193V192H192ZM203 193V192H202ZM212 193V192H211ZM24 194H26L25 192H24ZM143 195H144V193H142ZM141 194V195H142ZM196 194V193H195ZM201 194V193H200ZM207 194V193H206ZM22 195V194H21ZM43 195V194H42ZM61 195V194H60ZM138 195H139V193H138ZM137 195V196H138ZM146 196H147V194H145ZM198 195V194H197ZM196 195V196H197ZM203 195H205V194H203ZM257 195V194H256ZM199 196V195H198ZM220 196V195H219ZM31 197V198H30ZM208 197H210V196H208ZM257 197V196H256ZM28 198H30V199H28ZM42 198V197H41ZM220 198V197H219ZM258 198V197H257ZM29 200V202L30 203H27L26 202V200ZM55 199V198H54ZM67 199V198H66ZM122 199V198H121ZM145 199V198H144ZM194 199V198H193ZM192 199V200H193ZM200 199V198H199ZM202 199V198H201ZM205 199V198H204ZM208 199V198H207ZM210 199V198H209ZM250 199V198H249ZM259 199V198H258ZM263 199V198H262ZM262 199H261V201H262ZM27 200V201H28ZM63 200V199H62ZM65 200V199H64ZM109 200V199H108ZM195 200V199H194ZM212 200V199H211ZM140 201V200H139ZM198 201V200H197ZM206 202H208L207 200H205ZM215 201H217V199H215ZM222 201V200H221ZM231 201V200H230ZM261 201H258L259 203H261ZM70 202H71V200H70ZM109 202H111V201H109ZM119 202V201H118ZM213 202V201H212ZM225 202V201H224ZM252 202H253V200H252ZM61 203V202H60ZM92 203V202H91ZM96 203V202H95ZM116 203V202H115ZM153 203V202H152ZM210 203V202H209ZM214 203V202H213ZM219 203L221 204L222 202H220L219 201ZM219 203H217V204H219ZM257 203V202H256ZM258 203V204H259ZM26 204H28V206H26ZM197 204V203H196ZM206 204V203H205ZM232 204H234L233 202H232ZM264 204V203H263ZM84 205V204H83ZM113 205V204H112ZM222 205H223V203H222ZM261 205H262V203H261ZM260 205V206H261ZM61 206V205H60ZM67 206V205H66ZM71 206V205H70ZM75 206V205H74ZM218 206V205H217ZM242 206H243V204H242ZM255 207H257L256 205H254ZM90 207V206H89ZM96 207H99V206H96ZM120 207V206H119ZM186 207V206H185ZM211 207V206H210ZM221 207V206H220ZM225 207V206H224ZM227 207V206H226ZM229 207V206H228ZM232 207V206H231ZM249 207H251V205H249ZM115 208H117V207H115ZM259 208V207H258ZM263 208V207H262ZM67 209V208H66ZM70 209H72V207L70 208ZM82 209H83V206H82ZM119 209V208H118ZM223 209V208H222ZM246 209H248V208H246ZM69 210V209H68ZM88 210V209H87ZM224 210V209H223ZM243 210V209H242ZM251 210V209H250ZM249 210V211H250ZM256 210V209H255ZM75 211V210H74ZM93 211V210H92ZM202 211V210H201ZM227 211V210H226ZM258 211H260V209L258 210ZM76 212V211H75ZM80 213H81V211H79ZM231 212V211H230ZM264 212V211H263ZM262 212V215L264 214ZM97 213V212H96ZM120 213H121V211H120ZM124 213V212H123ZM227 213V212H226ZM247 213V212H246ZM248 213H250V212H248ZM257 213V212H256ZM259 213V212H258ZM91 214H92V212H91ZM127 214V213H126ZM229 214H231V213H229ZM229 214H227L226 215V219H227V221H228V224H229V226L231 227V231L234 233V236H235V240H241V241H244V240H246L247 242H248V244H249V246H253V247H255L256 249L254 250V252L256 251V256L254 257V258H250L249 256H247L246 254H247V252H248V248H244V249H242L241 250V252H242V254L244 255V261H248L250 264H264V235H262V234H258L257 232H254V229H253V226L252 225H249V227L248 228H245V229H241L240 228V223H242L243 224V222H239V219H237V218H234V217H230L229 216ZM239 214H240V212H239ZM238 214V215H239ZM242 214V213H241ZM78 215H79V213H78ZM95 215V214H94ZM103 215V214H102ZM119 215V214H118ZM121 215V214H120ZM162 215V214H161ZM254 215V214H253ZM84 216V215H83ZM111 216H113V215H111ZM237 216V215H236ZM98 217V216H97ZM146 217V216H145ZM213 217V216H212ZM239 217V216H238ZM253 217V216H252ZM264 217V216H263ZM262 217V218H263ZM85 218V217H84ZM87 218V217H86ZM101 218V217H100ZM240 218V217H239ZM262 218H260L258 221H259V223H260V220L262 219ZM91 219V218H90ZM177 219V218H176ZM241 220L243 219V218H240ZM101 220V219H100ZM99 220V221H100ZM244 220V219H243ZM251 220V219H250ZM249 220V221H250ZM255 220V219H254ZM106 221V220H105ZM110 221H112V219H110ZM226 221V220H225ZM248 221V222H249ZM257 221V222H258ZM264 221V220H263ZM262 221V222H263ZM113 222V221H112ZM187 222V221H186ZM257 222H256V224H257ZM141 223V222H140ZM182 223V222H181ZM246 223H247V221H246ZM101 224V223H100ZM108 224V223H107ZM196 224V223H195ZM262 224H264V223H262ZM182 225V224H181ZM260 225V224H259ZM101 226H103V225H101ZM120 226V228H121V225H119ZM252 226V227H251ZM255 226V225H254ZM262 226V225H261ZM4 229H3V228ZM68 227H70L69 229H68ZM91 227H93L92 226V224H91ZM117 227V226H116ZM258 227H260V226H258ZM93 228H95V227H93ZM104 228V227H103ZM124 228H125V226H124ZM182 228V227H181ZM91 229V228H90ZM104 230H106V231H101V230H97L99 233V235H97V239H96V242H99V244H100V249L101 250H104V251H106V252H109V253H114V254H119V255H126V250L124 249L125 248V245H124V241L122 242L121 240H119V239H117V238H115L113 235H112V233H110L109 231H110V229H109V231L107 230V229H104ZM112 230V229H111ZM187 230V229H186ZM193 230V229H192ZM228 230V229H227ZM108 231V232H107ZM115 231H117V230H115ZM114 232V231H113ZM192 232H195V230L194 231H192ZM197 232V231H196ZM121 233H122V231H121ZM158 233V232H157ZM187 233V232H186ZM264 233V232H263ZM84 234V233H83ZM116 234V233H115ZM120 234V233H119ZM125 234H127V233H125ZM124 234V235H125ZM151 234V233H150ZM181 234V233H180ZM188 234H190V233H188ZM197 234V233H196ZM123 235V236H124ZM199 235V234H198ZM83 236V235H82ZM120 236H122V235H120ZM120 236H119V238H120ZM127 236H128V234H127ZM233 236V237H234ZM67 237V236H66ZM195 237H197V236H195ZM219 237V236H218ZM125 238V237H124ZM123 238V239H124ZM126 239V238H125ZM124 239V240H125ZM76 240V239H75ZM202 240V239H201ZM204 240V239H203ZM203 240H202V242H203ZM211 240H212V238H211ZM128 241V240H127ZM219 241V240H218ZM225 241V240H224ZM223 241V242H224ZM92 242V241H91ZM90 242V243H91ZM126 242V241H125ZM222 242V241H221ZM226 242V241H225ZM70 243H71V241H70ZM89 243V244H90ZM126 243H128V242H126ZM228 243H230V241L228 242ZM218 244V243H217ZM217 244H215V245H217ZM226 244V243H225ZM74 245H76V244H74ZM187 245H188V243H187ZM205 245H206V242H205ZM204 245V246H205ZM219 245V244H218ZM217 245V246H218ZM14 246V245H13ZM63 246H64V243H63ZM67 246V245H66ZM70 246L72 247V244H70ZM88 246V245H87ZM130 246V245H129ZM128 246V247H129ZM207 246V245H206ZM244 246V245H243ZM79 247V246H78ZM185 246H183V248H184ZM187 247V246H186ZM208 247V246H207ZM14 248V247H13ZM12 248V249H13ZM130 248V247H129ZM182 248V249H183ZM219 248V247H218ZM226 248V247H225ZM67 249H68V247H67ZM86 249V248H85ZM131 249V248H130ZM133 249V248H132ZM181 249V250H182ZM186 249V248H185ZM205 249V248H204ZM217 249V248H216ZM239 249V248H238ZM38 250H42V251H47V253L48 254H50L49 256H50V260H48V261H46V262H40V260H39V257H38V255H37V253H38ZM69 250H70V248H69ZM209 250V249H208ZM219 250V249H218ZM229 250V249H228ZM233 250V249H232ZM236 251H237V249H235ZM252 250V249H251ZM72 251H75V250H72ZM77 251V250H76ZM75 251V252H76ZM128 252H130L129 250H127ZM184 251V250H183ZM183 251H181L182 253H183ZM207 251V250H206ZM227 251V250H226ZM13 252H17V251H14L13 250ZM70 252V251H69ZM132 252V251H131ZM159 252V251H158ZM180 252V253H181ZM208 252V251H207ZM213 252V251H212ZM231 252V251H230ZM234 252V251H233ZM240 252V253H241ZM22 253V252H21ZM186 253V252H185ZM224 253V252H223ZM227 253V252H226ZM225 253V254H226ZM249 253V252H248ZM130 254H132V253H130ZM187 254V253H186ZM253 254V253H252ZM9 255H10V252H9ZM18 255V254H17ZM20 255V254H19ZM26 255V256H27ZM79 255V254H78ZM77 255V256H78ZM185 255V254H184ZM188 255V254H187ZM221 255V254H220ZM231 255V254H230ZM23 256V255H22ZM22 256H20V257H22ZM26 256H24V257H26ZM27 256V257H28ZM73 256V255H72ZM75 256V255H74ZM83 256V255H82ZM131 256V255H130ZM17 257H19V256H17ZM23 257V258H24ZM101 257H103L102 255H101ZM184 257V256H183ZM189 257V256H188ZM191 257V256H190ZM189 257V258H190ZM227 257V256H226ZM229 257V256H228ZM238 257V256H237ZM83 258H85V257H83ZM185 258V257H184ZM188 258V259H189ZM17 259H19V258H17ZM78 258H76V260H77ZM86 259V258H85ZM111 259V258H110ZM187 259V258H186ZM233 259V258H232ZM238 259V258H237ZM23 259H20L19 261H22ZM87 260H89V259H87ZM130 260V259H129ZM178 260H180V259H178ZM25 261V260H24ZM86 261V260H85ZM110 261V260H109ZM115 261V260H114ZM190 261H192V260H190ZM240 261V260H239ZM81 262V261H80ZM97 262V261H96ZM101 262V261H100ZM134 262V261H133ZM189 262V261H188ZM193 262V261H192ZM227 262V261H226ZM243 262V261H242ZM242 262H240V263H242ZM83 263V262H82ZM86 263V262H85ZM85 263H83V264H85ZM116 263V262H115ZM221 263V262H220ZM233 263V262H232ZM23 264H25L24 262H23ZM26 264H30V263H28V262H26ZM100 264V263H99ZM103 264V263H102ZM108 264V263H107ZM111 264V263H110ZM190 264V263H189ZM192 264V263H191ZM223 264V263H222ZM226 264V263H225Z\"/></svg>",
    "mask_w": 264,
    "mask_h": 264
}]
</instances>
